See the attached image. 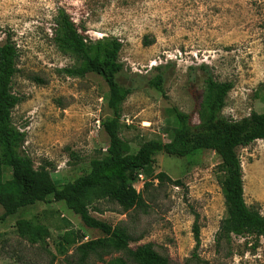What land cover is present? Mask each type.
I'll return each instance as SVG.
<instances>
[{
    "label": "rangeland",
    "instance_id": "1",
    "mask_svg": "<svg viewBox=\"0 0 264 264\" xmlns=\"http://www.w3.org/2000/svg\"><path fill=\"white\" fill-rule=\"evenodd\" d=\"M59 10L89 40L120 41L119 61L126 78L119 80L134 88L122 104L120 136L133 149L151 139L169 140L176 127L172 108L189 115L193 126L200 122V65L217 81L233 83L222 110L225 118L239 120L264 111L256 98L264 84V0H0V45L10 36L18 51L11 87L20 102L12 110V122L25 133L24 150L35 168L47 167L57 183L87 172L90 161L105 154L108 137L101 121L110 115L108 88L101 77H69L63 72L76 62L52 39ZM160 66L164 95L146 83ZM237 153L245 202L264 216V139L239 147ZM155 158V173L180 185L148 180L144 188L141 173L132 185L145 208L123 212L117 204L100 200L90 206V214L113 226L125 225L132 248L151 243L170 264H194L192 225L197 215L196 253L202 259L210 264H264V238L254 254L250 238H236L230 258L214 252L225 216L215 175L220 158L214 151L201 150L189 158L159 153ZM8 178L6 172L3 180ZM19 222L43 227V244L31 245L22 238ZM74 232L83 235L80 242L102 237L63 201L38 202L0 223V264H78L76 245L62 238ZM85 264L105 263L90 258Z\"/></svg>",
    "mask_w": 264,
    "mask_h": 264
},
{
    "label": "trees",
    "instance_id": "2",
    "mask_svg": "<svg viewBox=\"0 0 264 264\" xmlns=\"http://www.w3.org/2000/svg\"><path fill=\"white\" fill-rule=\"evenodd\" d=\"M52 39L60 51L75 58L74 66L63 69L67 76L82 78L95 74L107 85L106 103L110 115L101 121V126L108 137V145L101 158L90 161L87 172L63 184L52 179L47 167L35 168L24 150L26 135L11 118L20 99L13 94L11 87L18 51L8 36L0 45V223L38 202L63 201L86 227L102 233V237L86 242H80L83 235L77 232L62 237L76 245L74 255L78 264H85L90 258L105 264H170L169 258L159 254L151 243L132 248V238L125 225L113 226L98 220L90 214L89 208L95 202L105 200L117 204L123 212L143 209L146 203L132 185L141 173L146 178L144 188L149 186L148 180L158 183L166 180L176 186L181 184L178 180L171 181L162 172L155 173L157 154L189 158L201 150H212L220 158L215 175L225 207V216L214 238V252L219 257L230 258L234 255V240L250 238L254 254L259 240L264 238V216L245 202L243 172L237 150L264 139V111L252 112L239 120L225 118L222 110L233 83L217 81L206 65H200L198 69L203 75L200 122L193 126L189 115L172 108L176 127L169 140L151 139L133 149L120 136L122 104L134 91L131 85L124 86L119 80L125 77L124 66L119 61L120 41L114 37L89 40L64 10H59L55 17ZM153 70L156 74L146 83L164 95L163 67ZM256 98L264 105V84ZM6 172L9 178L3 180ZM197 218L195 215L192 225L195 246L191 261L210 264L196 253L200 245ZM28 226L27 223H17L19 235L31 245L43 244V227ZM71 234L74 237L69 239ZM105 257H109L108 260Z\"/></svg>",
    "mask_w": 264,
    "mask_h": 264
},
{
    "label": "built area",
    "instance_id": "3",
    "mask_svg": "<svg viewBox=\"0 0 264 264\" xmlns=\"http://www.w3.org/2000/svg\"><path fill=\"white\" fill-rule=\"evenodd\" d=\"M139 178H142V176H141V175H139Z\"/></svg>",
    "mask_w": 264,
    "mask_h": 264
}]
</instances>
